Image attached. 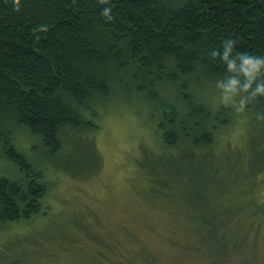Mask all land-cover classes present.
<instances>
[{
    "label": "trees",
    "instance_id": "trees-1",
    "mask_svg": "<svg viewBox=\"0 0 264 264\" xmlns=\"http://www.w3.org/2000/svg\"><path fill=\"white\" fill-rule=\"evenodd\" d=\"M110 2L112 21L100 14L103 0H0V162L10 170L0 175V228L45 214L46 165L55 169L62 160L66 134L97 131L96 107L113 96L135 93L151 106L164 155L175 151L192 158L211 150L220 131L234 122L230 106L212 110V101L201 96L204 85L226 72L211 50L234 38L238 51L264 55V0ZM41 23L47 30L34 32ZM247 111L264 135V120L256 116L264 112V97L253 99ZM16 129L32 137L28 154L14 145ZM173 163L169 170L148 174V187L163 188L156 192L161 201V191L175 193L173 173L182 161ZM158 171L165 177L153 173ZM162 205L175 210L181 218H175L177 224L188 229L180 249L192 257L215 264L226 261L230 249L242 247L224 228L227 220H201L194 207L176 201ZM258 209L264 215V203ZM87 237L102 244L95 233ZM217 243L225 248L218 250ZM94 249L99 252L79 251V264H104L102 246ZM110 264L162 262L142 248Z\"/></svg>",
    "mask_w": 264,
    "mask_h": 264
},
{
    "label": "rangeland",
    "instance_id": "rangeland-1",
    "mask_svg": "<svg viewBox=\"0 0 264 264\" xmlns=\"http://www.w3.org/2000/svg\"><path fill=\"white\" fill-rule=\"evenodd\" d=\"M202 91L201 96L212 101V110L230 106L234 122L220 131L215 148L200 150L192 158L184 153L178 157L175 151L164 155L155 131L157 114L143 97L113 96L97 106V131L66 134L62 160L53 166L57 171L45 167L49 185L45 214L0 228V264H79V251L95 254L98 245L104 264L131 257L142 248L162 264H214L180 249L189 231L177 224L175 218H181L175 210L162 205L174 201L190 210L194 207L201 220H227V233L242 241L241 248L230 249L226 261L215 264H264V215L258 211L264 203L263 131L260 124L257 130L247 109L237 112L222 103L216 82L204 85ZM31 138L16 129V149L28 154ZM89 138L98 150L100 166ZM184 157L189 162H183ZM181 161L180 171L173 173L178 181L175 193L161 191V201L156 192L163 188L148 187L149 171L169 170L172 162ZM4 166L8 165L0 162L1 176L10 172ZM162 171L153 173L165 177ZM94 233L102 244L87 237ZM216 248L225 247L217 243Z\"/></svg>",
    "mask_w": 264,
    "mask_h": 264
},
{
    "label": "clouds",
    "instance_id": "clouds-1",
    "mask_svg": "<svg viewBox=\"0 0 264 264\" xmlns=\"http://www.w3.org/2000/svg\"><path fill=\"white\" fill-rule=\"evenodd\" d=\"M104 7L100 14L107 21L115 18L110 0H103ZM48 25L39 24L36 31H46ZM222 48L211 50L212 57H218L226 72L216 80V88L223 104L235 107L237 112L246 111L253 99L264 97V55H257L236 49L234 38H225ZM257 119L264 120V112L256 113Z\"/></svg>",
    "mask_w": 264,
    "mask_h": 264
},
{
    "label": "bare ground",
    "instance_id": "bare-ground-1",
    "mask_svg": "<svg viewBox=\"0 0 264 264\" xmlns=\"http://www.w3.org/2000/svg\"><path fill=\"white\" fill-rule=\"evenodd\" d=\"M173 92V91H172ZM175 93V92H174ZM161 136V135H160ZM162 141V140H161ZM163 145V144H162ZM41 166V165H40ZM41 168V167H40ZM43 171V170H42Z\"/></svg>",
    "mask_w": 264,
    "mask_h": 264
}]
</instances>
